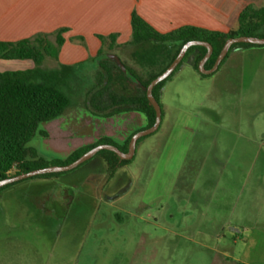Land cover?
<instances>
[{
  "label": "rangeland",
  "instance_id": "374dc122",
  "mask_svg": "<svg viewBox=\"0 0 264 264\" xmlns=\"http://www.w3.org/2000/svg\"><path fill=\"white\" fill-rule=\"evenodd\" d=\"M130 56L124 66L146 79ZM86 72L58 70L71 104L41 126L50 138L37 132L27 146L66 156L74 138L100 136L85 101L95 79ZM110 85L118 95L137 92ZM161 104V127L116 171L97 155L0 191V264H242L251 256L247 237L264 229V47H233L208 76H173ZM113 119L118 134L130 133Z\"/></svg>",
  "mask_w": 264,
  "mask_h": 264
},
{
  "label": "trees",
  "instance_id": "16d2710c",
  "mask_svg": "<svg viewBox=\"0 0 264 264\" xmlns=\"http://www.w3.org/2000/svg\"><path fill=\"white\" fill-rule=\"evenodd\" d=\"M131 24V43L139 48L140 51L136 55L142 65L151 68L150 73L146 79H142L127 67L128 77L132 81H137L138 89L135 94L118 95L110 85L113 78L108 64H112L119 71L122 69L110 58L101 60L99 80L92 95L95 109L93 114L108 117L127 111H137L144 116L146 124L140 129L131 131L124 140H119V143L111 136H102L94 143L80 146L66 156L43 154L38 149L27 146L37 132H40L43 137L48 136V131L41 126L61 117L71 104L69 96L62 91L56 81L59 77L58 70H48L42 66L47 56L58 57L60 47L64 43L62 33L65 29L57 31L55 41H51L47 34L15 42L0 41L1 59H31L35 64L33 68L0 70V180L36 168L69 164L98 144L109 143L116 145L122 151H127L132 135L152 126L156 119V110L147 97L148 84L170 65L181 47L190 40L210 42L213 45V53L205 64V67L209 69L214 65L228 38L240 35L264 37V7L246 6L239 14L238 28L229 32L186 25L167 33H161L135 12L132 14ZM148 44L151 46L145 49ZM240 44L264 47L258 44L236 43L230 50ZM206 53L205 46H191L174 72L154 87L153 94L161 107V96L166 82L175 75L186 60L193 57V68L202 76L209 75L199 71L200 60ZM67 68L61 65L60 69ZM105 96L108 97L109 102L103 101ZM146 137L138 140L137 147ZM97 155H102L112 172L131 160H121L114 151L106 149L101 150L95 156ZM60 173L63 172L46 173L34 177L50 178ZM14 183L3 186L0 191Z\"/></svg>",
  "mask_w": 264,
  "mask_h": 264
},
{
  "label": "crops",
  "instance_id": "0c3cea01",
  "mask_svg": "<svg viewBox=\"0 0 264 264\" xmlns=\"http://www.w3.org/2000/svg\"><path fill=\"white\" fill-rule=\"evenodd\" d=\"M248 5L264 7V0H0V41L15 42L40 34H47L51 41H55L57 31L65 29L62 33L64 43L58 57L47 56L42 66L48 70H59L61 65L70 69L84 67L89 77L95 79L97 86L101 60L110 58L115 61L109 54H116L126 61L131 58L130 55H136L140 51L131 43V18L134 12L161 33L186 25L229 32L238 28L239 14ZM192 59L193 57L182 64L174 75L175 79L184 73L199 75L193 68ZM108 65L113 82L119 80L124 86L134 84L136 90L138 89L137 81H132L127 72L119 71L112 64ZM34 66L31 59L0 58V70L27 69ZM141 68L146 75L150 73V67L141 64ZM95 86L85 97L86 102H92ZM103 101L106 102V96ZM90 114L100 122L96 123L95 130L100 136L74 138L73 150L92 144L102 136L116 137L118 140L127 137L118 134L112 125L115 123L114 115L99 117ZM115 115L119 117V121L131 128L130 132L135 130V126L146 123L144 116L137 111ZM62 117L52 120L51 123L61 120ZM45 129L50 138L51 128L47 126ZM55 129L59 133L68 132L67 129ZM247 243L254 250L253 254H246L237 261L242 264H258L264 258V253L258 258L264 248V229L252 230L247 237Z\"/></svg>",
  "mask_w": 264,
  "mask_h": 264
},
{
  "label": "water",
  "instance_id": "95a60500",
  "mask_svg": "<svg viewBox=\"0 0 264 264\" xmlns=\"http://www.w3.org/2000/svg\"><path fill=\"white\" fill-rule=\"evenodd\" d=\"M236 43H250V44L264 45V37L240 35V36L228 38L226 40L224 46L222 47L214 65L209 69H207L205 67V64L213 53V45L208 41H201V40H190V41L186 42L181 47L177 56L170 63V65L162 73H160L154 79H152L151 82L148 84V86H147V97H148L150 103L153 105V107L156 110V119H155V122L152 126L141 129L132 135V137L129 141L127 151H122L116 145L109 144V143L98 144V145L92 147L91 149H89L88 151H86L85 153H83L76 160H74L73 162H71L69 164H66V165H50V166H46V167L36 168V169H33L31 171H28V172L20 173V174H17V175H14V176H11V177H8L5 179H1L0 180V188H2L3 186H6L8 184H11V183H14V182H17L20 180H24L27 178H31L34 176H38L41 174L54 173V172H65V171L72 170V169L78 167L79 165H81L82 163H84L85 161L91 159L98 152H100L101 150H104V149L114 151L119 156V158L121 160L132 159L136 153L138 140L141 137L148 136V135L156 132L159 129L161 122H162V107L153 94L154 87L158 83L167 79L174 72V70L177 68V66L184 59L188 49L191 46H195V45L205 46L207 48V53L200 60L199 71L203 74H211L219 68L220 63L225 58V56L228 54L232 45L236 44ZM109 56L111 58L115 59V61L117 62V64L120 66V68L123 71H125V72L127 71L126 67L122 63L119 56H117L116 54H109Z\"/></svg>",
  "mask_w": 264,
  "mask_h": 264
}]
</instances>
